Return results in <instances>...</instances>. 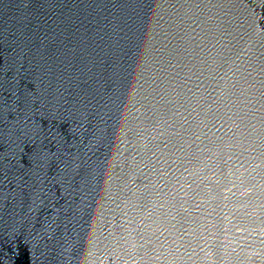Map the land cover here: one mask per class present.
<instances>
[{
    "label": "water",
    "instance_id": "1",
    "mask_svg": "<svg viewBox=\"0 0 264 264\" xmlns=\"http://www.w3.org/2000/svg\"><path fill=\"white\" fill-rule=\"evenodd\" d=\"M0 264H264V0H0Z\"/></svg>",
    "mask_w": 264,
    "mask_h": 264
}]
</instances>
